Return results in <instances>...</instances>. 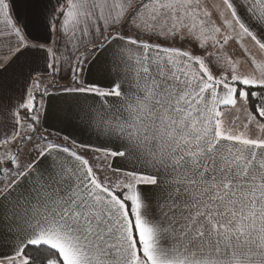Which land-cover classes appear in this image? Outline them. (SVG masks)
Returning <instances> with one entry per match:
<instances>
[{
	"label": "snow or ice",
	"instance_id": "6c2138e0",
	"mask_svg": "<svg viewBox=\"0 0 264 264\" xmlns=\"http://www.w3.org/2000/svg\"><path fill=\"white\" fill-rule=\"evenodd\" d=\"M29 5L37 35L0 0V264H264V0Z\"/></svg>",
	"mask_w": 264,
	"mask_h": 264
},
{
	"label": "crops",
	"instance_id": "0c3cea01",
	"mask_svg": "<svg viewBox=\"0 0 264 264\" xmlns=\"http://www.w3.org/2000/svg\"><path fill=\"white\" fill-rule=\"evenodd\" d=\"M15 12L14 15L19 17L21 21L28 22L29 31L32 32L33 35H37L33 30V22L31 17V10L29 5V0H15ZM52 127L58 130H63L66 134L72 133L77 139L84 140L85 138L89 139V133L86 130H83L79 127H73L72 125H64L59 124L56 121L52 122ZM92 141L95 139L94 137L91 138Z\"/></svg>",
	"mask_w": 264,
	"mask_h": 264
},
{
	"label": "rangeland",
	"instance_id": "374dc122",
	"mask_svg": "<svg viewBox=\"0 0 264 264\" xmlns=\"http://www.w3.org/2000/svg\"><path fill=\"white\" fill-rule=\"evenodd\" d=\"M88 140H89L88 138H85V139H84V141H88ZM94 140H95V139H93V141H94Z\"/></svg>",
	"mask_w": 264,
	"mask_h": 264
}]
</instances>
